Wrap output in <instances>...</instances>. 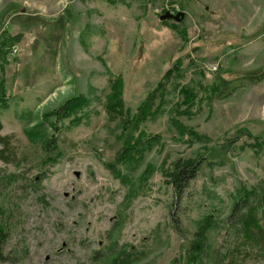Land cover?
Listing matches in <instances>:
<instances>
[{
  "label": "rangeland",
  "instance_id": "374dc122",
  "mask_svg": "<svg viewBox=\"0 0 264 264\" xmlns=\"http://www.w3.org/2000/svg\"><path fill=\"white\" fill-rule=\"evenodd\" d=\"M167 10L186 16L161 21ZM6 28L22 37L0 70L9 93L1 134L17 153L14 163L0 160V223L10 226L13 256L0 264H172L210 215L202 264H220L240 240L227 222L237 188H264V0H0V35ZM180 60L163 111L142 125L159 141L117 175L107 166L123 132L104 106L112 79L122 78L135 114ZM198 79L222 82V94L178 113L181 87ZM78 95L90 101L75 115L86 112L82 122L49 117L57 128H43L58 144L46 161L29 131ZM204 155L222 164L204 163L173 203L163 171ZM253 251L240 248L239 260L264 264Z\"/></svg>",
  "mask_w": 264,
  "mask_h": 264
},
{
  "label": "trees",
  "instance_id": "16d2710c",
  "mask_svg": "<svg viewBox=\"0 0 264 264\" xmlns=\"http://www.w3.org/2000/svg\"><path fill=\"white\" fill-rule=\"evenodd\" d=\"M22 34L11 35L6 28L0 35V70L4 71L6 65L11 62L10 56L15 54L17 43L21 41ZM182 61L178 65L169 68L163 75V79L158 83L157 88L148 94L147 99L138 106L135 114H131L130 108H126L124 99L122 97L123 81L121 77L112 79L114 83V90L108 96L105 109L111 117L122 119L121 127L123 132L120 140L122 146L113 161L107 162V166L119 175L121 170L119 164H122L127 169H132L138 165L143 159V153L151 149L158 141V135H149L142 130L143 123L149 118L158 116L166 104V84L171 80L177 71L181 72ZM205 72L201 71L200 75L204 76ZM179 75V74H178ZM233 83V82H231ZM222 82L216 81L207 83L201 79L189 85L182 86L180 89V101L176 104V110L180 114L191 115L193 108L198 104L196 99L202 94H209L208 97H215L221 93ZM160 99L156 104V99ZM90 101L81 97L74 96L64 102L57 109L47 113L45 120L42 122L40 129L33 127L29 131V139L33 143H41L47 156V160H56V155H49L58 150L57 139L55 134L43 133V128L46 123L54 128L56 122L51 121L49 117L56 119H65L74 116L70 120L72 125H77L83 121L86 112L83 115L75 116L79 112L84 111L89 106ZM9 106V93L6 85V80L0 78V113L1 110ZM176 120L173 119L172 122ZM4 128L2 118L0 116V160L5 163H14L17 158V153L13 151V136L2 135L1 131ZM238 140V139H237ZM235 140L234 143L237 141ZM56 156V157H55ZM213 156L204 155L198 158L185 161L181 165L164 170L163 173L169 178V182L173 187V203H180L186 195V191L191 182L195 180L204 163L215 165L212 162ZM217 165L222 163L216 162ZM262 190V189H261ZM4 208L0 206V216L3 217ZM174 219V217H173ZM1 219L0 223V261H8L13 256L9 254V239L10 226ZM228 224L234 226L239 235V241H234L225 257L220 261V264H248L245 260H239L237 252L240 248L251 247L252 253L264 258V188L259 191L256 187L246 188L239 187L236 190L235 200L233 202L229 216L227 217ZM214 219L207 216L204 220L198 222L199 228L195 233V239L189 242H184L181 246L179 257L175 258L172 264H202L205 259L207 251V232L214 226ZM175 230L182 233L180 223L175 218ZM100 252V251H97ZM101 253V252H100ZM261 259V258H260Z\"/></svg>",
  "mask_w": 264,
  "mask_h": 264
},
{
  "label": "water",
  "instance_id": "95a60500",
  "mask_svg": "<svg viewBox=\"0 0 264 264\" xmlns=\"http://www.w3.org/2000/svg\"><path fill=\"white\" fill-rule=\"evenodd\" d=\"M185 16L186 14L184 11L167 10L164 14L160 15V20L161 21L174 20L176 22H181L182 20H184Z\"/></svg>",
  "mask_w": 264,
  "mask_h": 264
}]
</instances>
